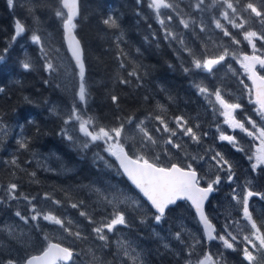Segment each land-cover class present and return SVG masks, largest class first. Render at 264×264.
Listing matches in <instances>:
<instances>
[{"label": "snow or ice", "instance_id": "snow-or-ice-1", "mask_svg": "<svg viewBox=\"0 0 264 264\" xmlns=\"http://www.w3.org/2000/svg\"><path fill=\"white\" fill-rule=\"evenodd\" d=\"M6 3L9 9H15L16 0H6ZM29 3L27 13L34 21H39L40 17L36 13L41 8L52 12L60 23L63 41L74 62L70 66L73 69L71 79L66 78L65 82L56 85L65 91H72L73 101L70 109L61 116L59 106L52 105L48 108L50 114L62 120L57 135L77 153L86 155L96 148L97 151L93 152V162L103 163L105 168L114 169L130 182L128 189H120L115 185L87 186L97 197L91 213L84 210L85 201H73L69 198V192L64 193L65 197L69 198V206L79 210V216L85 218L89 224L95 225L92 233L100 244L96 249L88 248L90 264H111L102 254L98 255V252L110 246L107 233H115L118 226H131V216L142 225L149 221L159 225L182 201L190 204L194 218L202 229L200 233H194L181 223L177 231L169 232L171 239L183 245V249L175 253L183 260V264H228L226 252L229 250L238 252L242 262L246 264H264V210L259 216H254L251 210L253 198L264 202V191L256 190L251 179L236 184L238 166L224 153L211 147L205 149L204 155L185 153L184 162L170 165L162 163L159 155L151 156L154 147L159 145V140L146 125V120L152 118V113L139 120L134 115H117L111 124L100 123L97 117L85 114L78 106L86 105L89 98L85 49L77 31L81 15L80 0H58L55 7L50 0H29ZM136 3L142 5L144 0H136ZM147 7L159 25L164 40L170 45L175 42L180 52L190 57L189 66H184L183 61L181 64L185 74L203 72L215 77V73L227 65L226 71L238 80L241 94L236 97H233L232 92L228 90L229 86L223 81L214 91L196 80L191 82V86L211 108L214 119L217 115L222 116L223 125H227L233 132L239 130L254 144L251 150L246 149L238 137L228 134L219 122L214 125L218 133L217 139L227 142L235 151L243 153L251 173L264 174V0H190L185 6L187 11L180 8L178 3H174V0H147ZM164 10L171 14H166ZM136 14L140 16L142 13L138 10ZM176 19L179 25L183 26V30L191 31L195 39H199L201 34L206 36L200 44V51L190 47L185 36L174 30L172 25ZM100 22L105 27V35L111 33L109 39L114 45L119 68H130L126 77H117L118 82L128 85L134 78L137 87L143 86L149 71L122 47L127 41L119 17L114 11H110ZM149 27L151 28V25ZM29 31L31 43L39 50L41 67L50 77L43 83L51 85L59 70L64 67L60 59V49L54 46V38L51 35H46L39 29L33 30L18 18L13 23L11 42L0 50V72L5 70L12 45ZM217 33H222V36L217 37ZM156 35L154 32L153 37ZM214 37L218 38L220 43H217ZM224 38H228L229 42L225 43ZM242 43H246L251 51H244ZM136 52L139 53V49H136ZM180 52L177 53L178 56ZM229 58L240 66L242 72L238 73L233 68ZM35 63L33 57L24 56L19 60V68L30 72L34 70ZM245 77L250 83L246 82ZM69 85H72L71 89ZM159 90L167 91L162 86ZM4 91L5 89L0 87V93ZM245 97L249 104L254 105L256 118L246 112L242 118L239 117V112L244 110ZM24 99L31 103L29 97L25 96ZM149 99L148 95L144 96L145 101ZM167 99L174 102L171 95ZM111 101L119 110V97L111 95ZM156 108L161 112L165 111L163 104L157 103ZM17 116V122L13 126L5 120V114L0 113V143L13 135L15 128H19L21 131L15 133L18 149L27 151L31 140L24 134L25 124L20 123V120L29 125L33 124L34 120L30 114L17 113ZM154 119L159 125L155 132L168 134L164 144L176 149L183 147L182 143L177 142L181 139V133L196 145L203 144L204 138L209 136V132L199 131V123L191 125V118L183 114L171 118L175 123L174 128L169 126V121L164 115H155ZM164 154L168 155L167 148ZM33 155L34 158L40 156L39 153ZM53 159L60 161L61 157L55 152L44 157L45 161ZM8 163L13 166V177H17V170L24 171L17 156L13 155ZM205 165L208 166L207 170H204ZM42 166L47 171L55 170L46 163ZM61 169L70 171L64 164H61ZM28 176L31 183H40L36 179L35 171L28 173ZM225 183L235 186L231 187L226 196L227 209L223 214V222L218 227L207 213L206 205ZM20 189L21 183L18 179L10 180L6 186L0 184V204L19 203L21 200L25 202L27 214L17 207L13 215L23 222V225H30L28 231H25L15 223L0 224V264H76L77 257L83 254V250H77L76 242L86 241L88 236L71 218L57 215L47 207L48 202L62 207L63 201L56 198L55 191L30 195ZM97 212L100 213V218L94 219ZM40 221L58 226L62 235L53 237L42 227ZM33 234L44 245L36 254L31 253ZM154 235L164 241L161 246L165 250L171 251L172 245L168 238L161 237L158 232ZM212 242L219 246L215 251L210 248ZM116 245L117 252L113 256L120 257L121 264H151L147 260L150 253L145 252L135 241L122 237L116 241ZM198 248L202 251L197 252Z\"/></svg>", "mask_w": 264, "mask_h": 264}, {"label": "trees", "instance_id": "trees-1", "mask_svg": "<svg viewBox=\"0 0 264 264\" xmlns=\"http://www.w3.org/2000/svg\"><path fill=\"white\" fill-rule=\"evenodd\" d=\"M189 2L190 0H174V3H178L179 7L185 9V11L188 10L185 6ZM50 3L55 7L58 5V0H50ZM80 4L81 15L77 31L78 38L81 39L82 46L85 49L89 98L86 105L78 106L85 111V114L97 117L100 123L111 124L117 115L124 117L134 115L139 120L152 113V118L146 120V125L159 140V145L154 147L151 156L159 155L162 163L170 165L171 163L184 162L185 153L204 155L205 149L211 147L224 153L238 166L236 184L251 179L256 186V190L264 191V174L251 173L244 154L235 151L227 142H221L217 139L218 133L214 125L223 122V118L217 115L214 119L211 108L203 97L197 95L195 89L191 86V82L196 80L208 85L214 91L215 87L223 81L224 84L229 86L228 90L232 92L233 97L240 96L241 91L238 80L226 71L227 65L221 67L215 73V77L203 72L185 74L181 64L183 61L184 66H189L191 63L190 57L186 53L180 52L179 46L175 42L170 45L164 40L159 25L155 22L152 12L147 7V0H144L142 5H137L136 0H80ZM29 6V0H16L15 9H9L6 0H0V50L7 47L11 42L13 23L18 18L33 30H42L46 35H51L54 38L53 44L60 49V59L64 67L59 70V74L55 76L52 84L46 85L43 81L50 77L41 67L38 47L33 45L29 39L31 31L24 34L12 45L5 70L0 72V87L5 89L3 93H0V113L5 114V120L13 126H15L18 119L17 113L30 114L34 123L29 125L20 120V123L25 124L24 134L31 140L27 151L18 149L15 133L21 131L19 128H15L14 134L0 143V184L6 186L10 180L18 179L21 183L20 190L30 195L55 191L56 198L63 201V206L57 207L48 202L47 207L54 210L57 215L71 218L88 236V240L76 242L77 250H83V254L77 257L76 264H90L91 256L88 255L87 250L90 247L96 249L100 244L92 233V228L95 225L89 224L85 218L80 217L79 210L72 209L68 204V199L85 201L86 207L84 210L91 213L97 197L87 186L93 184L98 187L115 185L120 189H128L130 183L114 169L110 170L105 168L103 163L93 162V152L97 151L96 148L91 149L86 155L77 153L57 135L62 120L50 114L48 108L52 105L59 106L61 116L66 114V110L70 109L73 101L72 91H65L56 85L65 82L66 78L71 79L73 69L70 66L73 63L66 52L60 23L54 18L52 12L41 8L36 13L40 17L39 21H34L33 17L27 13ZM138 10L142 13L140 16L136 14ZM110 11H114L119 17L125 32L127 43L122 47L134 60L145 65L149 71V75L145 77L141 87H137L134 78H132V83L128 85H122L117 80L118 76L126 77L127 70H130V68H119L114 45L109 39L111 33L109 32L106 36L105 27L100 22ZM164 11L166 14H171L168 10ZM149 25H151V28ZM172 27L185 36L190 47H195L197 51L201 50L200 44L206 39L204 34H201L199 39H195L191 31L183 30V26L179 25L178 19L175 20ZM154 32L157 34L155 38L153 37ZM221 36L222 33H217V37ZM238 38L242 39L239 36ZM216 39L217 43H220V40ZM224 42L228 43V38H224ZM241 47L246 52L251 51L246 43H242ZM136 49H139V53L136 52ZM178 52H180L179 56ZM24 56H31L35 59L34 70L25 72L19 68V60ZM233 62L234 60L229 58V63L239 73L238 67ZM16 81H19V83H16ZM159 82H161V85H158ZM246 82L249 83L247 80ZM73 83L75 82L73 81ZM156 85L159 86V89L162 86L167 91L157 92L154 90L158 89ZM71 87L72 85H69L70 89ZM111 95L119 97V110L112 103ZM145 95L150 97L148 101L144 100ZM169 95L174 97V102H169L168 99L166 100L163 97ZM25 96L29 97L31 103L25 101ZM154 100L156 104L160 103L165 106L164 112L155 111L157 108L153 106ZM46 101L49 103H46ZM243 105L244 110L239 112V117L242 118L246 112L256 118L253 111L254 105L249 104L246 97L243 99ZM181 114L191 118V125L199 123L201 125L200 132H209V136L204 138L203 144L196 145L189 138L183 137L181 133V139L177 142L182 143L183 147L176 149L171 145L164 144L163 141L168 134L155 132V128L159 126L158 121L154 119L155 115H164L169 121V126L174 128L175 123L171 118ZM37 127L39 128V134H37ZM222 127L224 130L228 129L226 125H222ZM229 134H235L246 149H252V140L239 130L229 131ZM165 148H167L168 155L164 154ZM52 152L57 153L61 160L45 161L44 157ZM34 153H39L40 156L34 158ZM13 155L18 157L19 164L24 169V171L17 170V177L12 176L13 166L8 163ZM210 155L211 153H209ZM45 163L55 170H45L42 166ZM61 164L66 165L70 171H63ZM207 167L205 165L204 170H207ZM33 171L36 172V179L40 181L39 184L31 183L29 180L28 173ZM232 186L226 183L222 184L218 194L214 195L211 202L206 205L207 213L213 218V222L218 227L223 222V214H225L228 205L226 196L230 193ZM65 191L69 192V198L65 197ZM251 205L254 216H259L261 211L264 210V202L258 198H253ZM17 207L27 214V206L22 200L19 203L0 204V224L15 223L28 231L30 225H23V222L13 215ZM218 214H220L219 217ZM99 218L100 213L97 212L94 219ZM129 219L130 227L118 226L115 233H107L110 246L98 252V255L102 254L111 264H121V258L114 257L113 254L117 252L116 241L122 237L135 241L145 252L150 253L147 255V260L151 264H183V260L175 255L183 249V245L172 239L170 243L172 245L171 251L165 250L161 246L162 241L154 233L158 232L160 236L170 231L174 233L179 229L181 223L194 233L202 231L194 218L193 210L183 201L180 202L178 208L169 212L166 220L159 225H156L153 221L142 225L134 216ZM40 223L53 237L62 235V230H59L58 226L50 225L44 221H40ZM32 239L34 244L31 253L35 254L44 245L42 241L37 239L35 234H33ZM218 247L216 242H212L210 245L213 251ZM201 251V249H197V252ZM182 255L186 254L182 253ZM226 257L228 264H246V262H242L238 252L229 250L226 252Z\"/></svg>", "mask_w": 264, "mask_h": 264}, {"label": "rangeland", "instance_id": "rangeland-1", "mask_svg": "<svg viewBox=\"0 0 264 264\" xmlns=\"http://www.w3.org/2000/svg\"><path fill=\"white\" fill-rule=\"evenodd\" d=\"M237 67H238V70L240 71V72H242V70L240 69V66L234 61L233 62ZM155 84H157V82H155ZM158 85H161V82H159L158 83ZM158 85H156V87L159 89V86ZM158 89H154V90H156L157 92H160V90H158ZM164 98H166V100H167V97H165V96H163ZM213 100H214V97H213ZM157 104H156V101L154 100L153 101V106H156ZM153 108V107H152ZM159 109H156L155 111H158ZM223 118V117H222ZM224 119V118H223ZM221 124H222V122H221ZM223 125V124H222ZM227 126V125H226ZM228 127V126H227ZM228 130V131H227ZM227 130H225L228 134H229V131H233V130H231V129H227ZM253 144H254V142L252 141V148H253ZM161 237H166V238H168V242H170L171 243V238L169 237V233H163V235L161 236ZM164 241H162L161 243H163Z\"/></svg>", "mask_w": 264, "mask_h": 264}, {"label": "water", "instance_id": "water-1", "mask_svg": "<svg viewBox=\"0 0 264 264\" xmlns=\"http://www.w3.org/2000/svg\"><path fill=\"white\" fill-rule=\"evenodd\" d=\"M65 44V43H64ZM65 46H66V44H65ZM66 50H67V46H66ZM67 53H68V55H69V57H70V59H71V54H70V52H68L67 51ZM73 62V61H72ZM73 64H74V62H73ZM125 179L127 180V178L125 177ZM129 182V181H128ZM130 183V182H129Z\"/></svg>", "mask_w": 264, "mask_h": 264}]
</instances>
